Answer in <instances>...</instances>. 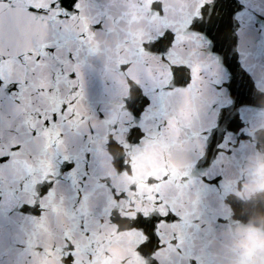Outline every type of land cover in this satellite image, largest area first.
Segmentation results:
<instances>
[{
    "label": "water",
    "instance_id": "95a60500",
    "mask_svg": "<svg viewBox=\"0 0 264 264\" xmlns=\"http://www.w3.org/2000/svg\"><path fill=\"white\" fill-rule=\"evenodd\" d=\"M103 2L84 73L97 130L87 198L73 207L62 185L51 226L20 215L24 193L0 200V264H264V0H239L235 18L236 0ZM164 85L175 111L137 116ZM222 107L239 126L232 155L197 165L195 133ZM211 175L218 186L202 183ZM165 210L180 218L161 223ZM57 234L60 250L33 261V246Z\"/></svg>",
    "mask_w": 264,
    "mask_h": 264
},
{
    "label": "snow or ice",
    "instance_id": "6c2138e0",
    "mask_svg": "<svg viewBox=\"0 0 264 264\" xmlns=\"http://www.w3.org/2000/svg\"><path fill=\"white\" fill-rule=\"evenodd\" d=\"M236 2L239 8L233 18L245 10ZM105 7L103 0H0V200L24 193L28 199L17 205L20 215L49 226L53 223L49 211L56 213L57 202L65 203L62 185L71 193L67 199L73 207L87 198L97 130L90 126L92 117L82 104L84 73L92 67ZM261 15L256 14L257 20ZM190 70L188 83L194 84L201 73ZM171 96L169 85L153 89L137 116L160 103L165 113L175 111ZM236 121L222 107L214 127L201 125L192 148L200 154L197 165L204 160L211 168L219 157L232 155L230 136L239 131L238 125L233 126ZM217 132L219 140H215ZM213 149L215 156L209 161ZM222 179L211 175L202 183L213 187ZM161 216V223L180 218L175 210H165ZM199 220L195 217L190 227L200 229ZM59 238L61 234L35 244L30 258L35 261L59 251Z\"/></svg>",
    "mask_w": 264,
    "mask_h": 264
}]
</instances>
